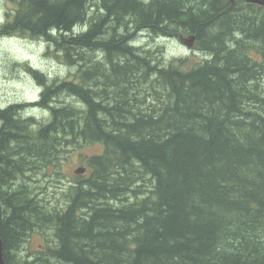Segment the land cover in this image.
Here are the masks:
<instances>
[{"label": "trees", "instance_id": "1", "mask_svg": "<svg viewBox=\"0 0 264 264\" xmlns=\"http://www.w3.org/2000/svg\"><path fill=\"white\" fill-rule=\"evenodd\" d=\"M10 1L0 32L42 40L76 70L49 82L30 69L43 87L31 105L48 111L45 123L18 114L27 103L0 109L6 263L264 264V6ZM143 30L192 33L206 57L163 66L130 43ZM148 92L155 105L142 100ZM62 95L77 103L56 104ZM75 142L102 150L64 188V209H45L30 172L57 168ZM36 230L54 242L14 259Z\"/></svg>", "mask_w": 264, "mask_h": 264}, {"label": "rangeland", "instance_id": "2", "mask_svg": "<svg viewBox=\"0 0 264 264\" xmlns=\"http://www.w3.org/2000/svg\"><path fill=\"white\" fill-rule=\"evenodd\" d=\"M11 10L12 2L10 0H0V27L9 21ZM179 34L172 35V37H161L143 30L134 32L130 39L131 42L145 49H151V53L155 56L153 60L160 61L163 66H168L171 62L187 68L206 57L204 52L195 47L196 44L193 43L191 47L183 44L182 40L187 39L192 33ZM52 51L53 49H48L42 40L16 33L7 35L0 32V108H5L15 102L30 103L39 100L42 86L32 75L30 69L37 71L41 77L45 75L49 82L53 80L59 82L70 77V74L76 69L60 62ZM145 94L141 97L142 100L145 98L146 105H155V99L150 96L151 94L149 92ZM55 103L76 104L77 102L74 97L62 95L56 99ZM18 114L34 116L36 124L39 126L46 122L48 111L30 106L21 109ZM101 150L102 145L99 143L75 142L69 145L57 168L45 165L42 171L39 165H35L34 170L30 172L33 174L34 180L30 182L31 189L29 191L41 194V198L45 199L43 202L45 209H52L51 204L64 209L68 202V199L63 195L64 188L76 181L79 176L88 175L86 168L88 158ZM80 166L85 167L84 173L75 172ZM52 237V233L44 234L38 230L30 232L20 247L23 250L21 255L18 252L13 258L21 256L25 258L30 252L43 249L46 245V238ZM53 239H50V243L54 242Z\"/></svg>", "mask_w": 264, "mask_h": 264}, {"label": "water", "instance_id": "3", "mask_svg": "<svg viewBox=\"0 0 264 264\" xmlns=\"http://www.w3.org/2000/svg\"><path fill=\"white\" fill-rule=\"evenodd\" d=\"M233 0H231L232 2ZM247 2L259 4L264 6V0H247ZM183 44L186 45L187 47H191L193 43L195 42V36L193 34H190L187 39L182 40ZM85 167L80 166L78 167L75 172L76 173H84ZM0 264H7L4 258V253H3V240L0 234Z\"/></svg>", "mask_w": 264, "mask_h": 264}, {"label": "bare ground", "instance_id": "4", "mask_svg": "<svg viewBox=\"0 0 264 264\" xmlns=\"http://www.w3.org/2000/svg\"><path fill=\"white\" fill-rule=\"evenodd\" d=\"M234 1V0H233ZM245 2H247V0H245ZM248 3H251V2H248ZM180 35V34H179ZM154 36H158V35H154ZM161 37H165V36H162L161 35ZM166 37H168V36H166ZM132 40L130 39V43L132 44V46H139V45H137V44H135L134 42H131ZM47 78V77H46ZM40 86H42V85H40ZM43 88V87H42ZM33 102H35V101H33ZM16 103V102H15ZM15 103H11V104H15ZM22 103H27V105L26 106H24V107H22V109L23 108H25V107H30V106H33V105H31L32 104V102H30V103H28V102H19V103H16V104H22ZM10 104V105H11ZM35 107V106H34ZM0 109H4V108H0ZM21 109H19V111H20Z\"/></svg>", "mask_w": 264, "mask_h": 264}]
</instances>
